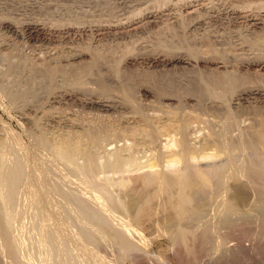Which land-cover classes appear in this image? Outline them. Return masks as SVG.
Wrapping results in <instances>:
<instances>
[{
	"label": "rangeland",
	"instance_id": "obj_1",
	"mask_svg": "<svg viewBox=\"0 0 264 264\" xmlns=\"http://www.w3.org/2000/svg\"><path fill=\"white\" fill-rule=\"evenodd\" d=\"M211 4L264 10V0H0V165L22 163L20 177L36 187L19 185L15 198L28 199L13 207L0 195V264H264V177L191 183L184 215L176 189L163 197L145 185L148 166L168 176L175 156L207 177L212 166L234 162L255 174L264 162V96L245 95L264 90V25L211 23ZM176 59L186 63L170 64ZM216 77L233 90L217 93ZM46 166L71 205L39 190ZM219 196L232 206L214 217ZM64 212L67 222L56 215ZM179 234L186 241L174 247ZM123 235L138 251L120 257ZM185 248L181 260L176 249ZM91 249L100 259L86 258Z\"/></svg>",
	"mask_w": 264,
	"mask_h": 264
},
{
	"label": "bare ground",
	"instance_id": "obj_2",
	"mask_svg": "<svg viewBox=\"0 0 264 264\" xmlns=\"http://www.w3.org/2000/svg\"><path fill=\"white\" fill-rule=\"evenodd\" d=\"M181 1V0H180ZM251 4V3H250ZM204 5V4H203ZM130 6V5H129ZM128 6V7H129ZM252 6V5H251ZM264 9V8H263ZM207 12L206 14V16H207V18L206 19H208L209 20V22H211L212 23V21H214V20H226L228 23L230 22V24L232 23V24H240V25H242V26H244V29L245 30H247L248 32H254V31H256V30H258V29H261L262 28V26L264 25V10H260V11H257V12H253V13H247V12H245V13H243V12H241L242 10H240V9H238V8H236V7H223V8H217L216 7V5L215 6H212V4L210 5V7L209 8H207V9H205L204 10V12ZM252 12V11H251ZM77 14V13H76ZM151 15V14H150ZM149 15V16H150ZM127 17V16H126ZM128 18V17H127ZM150 18H154V16H151ZM203 18V17H202ZM214 19V20H213ZM128 20V19H127ZM198 21H197V23H196V25H194V27H195V29H197V30H199V31H201V30H203V28L205 27V25H206V21H205V23H202V20L201 19H197ZM120 21V20H119ZM127 22V21H126ZM130 22V21H129ZM201 22V23H200ZM122 23V22H121ZM128 24V23H127ZM125 24L123 23V24H120V25H117V27H116V25H115V27L117 28V29H121V28H125V26H124ZM127 26V25H126ZM36 27H37V25L36 24H33V23H30V24H28L27 26H26V30L28 31V32H31V33H33V32H35V29H36ZM129 27H130V25H129ZM205 29V28H204ZM204 31V30H203ZM240 51H244V49H239ZM84 54V53H83ZM77 57L76 58H78V57H80L81 56V54L80 55H76ZM76 58H74V59H76ZM206 64H215V62H213V61H204ZM173 63H186L183 59H176L175 61L173 60V62L171 61L170 62V64H173ZM248 64V63H247ZM252 65H255V63H251ZM221 77H216L215 79L213 78V84H210V85H214V89H215V87H216V89L217 90H215V91H217V93H219V94H224V93H227L228 92V90L230 91V87H231V89H232V86H233V82H232V80L230 79L229 81H227V79L225 78V79H220ZM224 85V86H223ZM221 87V88H220ZM220 88V89H219ZM213 89V90H214ZM233 90V89H232ZM248 92V91H247ZM264 90L263 91H261L260 89H253V90H251L250 92H248L247 94H245L246 96H254V97H257V96H264ZM244 93V92H243ZM244 95V94H243ZM243 95L241 96V97H243ZM240 96V95H239ZM239 98V97H238ZM237 98V99H238ZM243 99V98H242ZM239 100V99H238ZM89 104L90 105H94V106H96V107H98L99 108V110H101V111H105V112H107V111H109L110 109H112V107H111V105L110 104H107V103H99V102H94V101H91V102H89ZM97 108V109H98ZM224 135V134H223ZM224 137L225 136H223V138H221L219 141V143H220V146H221V149H222V151H227V149L229 148V145H230V143L227 141V139H224ZM185 142V141H184ZM183 143H181V145H182ZM184 145V144H183ZM218 155H213V154H209V159H211V158H215V157H217ZM191 160H193V159H191ZM45 162V161H44ZM68 162H69V160H68ZM39 163V162H38ZM45 163H47V162H45ZM194 163V162H193ZM88 164V163H87ZM50 165V164H49ZM41 166H43L42 164H41ZM40 166V167H41ZM45 166V165H44ZM43 166V167H44ZM88 166V165H87ZM179 166H182L181 168L179 167ZM184 166V167H183ZM41 168L40 170H42L43 169V177L41 178V182H38V187L40 188L39 190H43V193H44V191L46 192V193H48L47 194V196L45 195V197H48V199L50 198V201H52V198H57V199H61V200H63L66 204H68V205H71L72 204V201L69 199V197H68V194H66V192H65V190H64V188H63V186L64 185H62V184H60L61 183V180L59 181V183H53L51 180L54 178V177H56V174H57V172H56V170L57 169H55V167H52V166H48V168H47V166H46V168ZM98 167V166H97ZM166 167H168V168H172L173 170H174V172L171 170V172H172V174H169L168 176H162L161 175V172L159 173V171L158 170H156V169H152V167H151V165L150 166H148V172H147V174H145L144 176V178H146V184L145 185H147V186H149L150 185V187H151V185H157V188H159V190H160V194L162 193V196L164 197V196H168V195H171V197L174 195V194H172V191H173V189H176L177 190V197H176V200H175V202H174V205L176 206V209H177V211H178V213L180 214V215H184V213L186 212V210H187V207L189 206V203H190V200H191V195H189V193H188V187H189V185L191 184V183H193V184H195V183H197L198 181H200L201 183H203L205 186H207V187H210V185H212L213 184V182L215 181V180H218V181H223L224 182V184L226 183V182H228L227 180H231V178L233 179V178H237V179H246V181L247 180H250V177L252 178L253 176L254 177H259V178H262V177H264V162L262 161V160H260V162H259V165H258V172H256L255 174H249V173H247L246 171H245V169L243 168V167H238L237 165H235V163L234 162H230L229 164H227V165H221V166H212V167H210L209 168V177H207V176H204V175H202V173L200 172V169L199 168H197V167H195V165H192L191 164V162H190V159L189 158H187L186 156H181V157H173V158H171L170 160H169V162L167 163V166ZM179 167V168H178ZM22 169H23V164L22 163H16L15 164V166H13V167H11V166H7V165H0V177H1V183H0V195H1V198L4 200V201H6L10 206L9 207H13V204L12 203H16L17 201H22L24 204H25V202H27L26 200L28 199V198H25V197H23V198H15L16 197V193H17V187L19 186V185H21V186H23V190L25 191V193L26 192H29L30 193V190H31V184H32V182L29 180V178H21L20 177V173H21V171H22ZM44 169H45V171H44ZM87 169V168H86ZM101 169V168H100ZM169 170V169H168ZM55 172H56V174H55ZM95 172V171H94ZM82 173H84V172H82ZM169 173V172H168ZM35 174V176H36V181H39L40 180V178H39V175L37 176V174L36 173H34ZM59 174V173H58ZM99 174V173H98ZM32 175V174H31ZM80 175V174H79ZM166 175V174H165ZM34 176V177H35ZM33 177V178H34ZM83 177V176H82ZM93 177V176H92ZM58 178H59V176H58ZM234 179V180H235ZM34 180V181H35ZM65 181V180H64ZM123 181V180H122ZM241 181H244V180H241ZM31 182V183H30ZM82 182V181H81ZM245 182V181H244ZM29 183V184H28ZM110 183V182H109ZM121 183V182H120ZM123 183V185H124V182H122ZM23 184V185H22ZM37 185V184H36ZM97 185H98V183H97ZM31 186V187H30ZM35 186V185H34ZM90 186V185H89ZM91 187V186H90ZM30 188V189H29ZM33 188V187H32ZM29 189V190H28ZM33 189H36V187L35 188H33ZM32 189V190H33ZM38 189V188H37ZM39 190L37 191V190H33L34 192H36V193H38L39 192ZM155 190V189H154ZM159 190H158V192H159ZM32 191V192H33ZM106 191V190H105ZM149 191V190H148ZM104 192V190L102 191V193ZM96 193V192H95ZM105 194L107 193V192H104ZM103 193V194H104ZM99 194V193H98ZM100 194H101V192H100ZM103 194H101V198L103 199H101V203H100V199L98 198V200H99V202L98 203H100L102 206L103 205H105L104 203H103V201L105 200L106 201V199L104 198L105 196L103 195ZM158 194V193H157ZM192 194V193H191ZM44 196V195H43ZM97 197H99L98 195H96ZM159 196H161V195H159ZM162 196H161V198H162ZM41 197V196H40ZM39 197V198H40ZM170 197V196H169ZM160 198V197H159ZM166 198V197H165ZM230 199V198H229ZM229 199H227L225 196L223 197V196H219L217 199H216V201H215V208H214V211H213V214H214V217H222L223 215H224V213H227L226 212V209H229L230 208V206H232V202L231 201H229ZM232 200V199H231ZM42 201V200H41ZM40 201V202H41ZM47 201V200H46ZM50 201H47L48 203L50 202ZM90 201V200H89ZM104 201V202H105ZM91 202H92V200H91ZM47 203V204H48ZM52 203V202H51ZM51 203H49V204H51ZM106 203V202H105ZM48 204V208L50 209V207H52L51 208V210H53V208H54V211L56 212L57 210H56V207H57V209H58V211H60L59 210V206L58 205H54L53 203V205L54 206H52V205H49ZM94 204V203H93ZM97 204V203H96ZM44 206H45V204H44ZM99 207V206H98ZM47 209V208H46ZM46 211V210H45ZM53 211V212H54ZM53 212H50V213H52V215H53ZM55 212H54V214H55ZM48 213V212H47ZM47 213H46V215H47ZM50 213H48L49 215H51ZM58 213V212H57ZM56 213V215L58 216L57 218H59V219H63V220H65L66 222H67V220L64 218V215L66 216L67 215V212H64V213H60V214H57ZM110 213V212H109ZM108 213V214H109ZM45 215V217H47ZM49 215H48V217H49ZM51 215V216H52ZM111 215V214H110ZM113 215V214H112ZM179 215V216H180ZM105 216L107 217V215L105 214ZM179 216H178V219L177 218H175V219H177V220H179L178 222H181V220H180V218H179ZM47 217V218H48ZM55 217V216H54ZM53 217V218H54ZM181 217V216H180ZM56 218V217H55ZM75 218H77L78 220H82L83 219V213L82 212H78L76 215H75ZM116 218V217H115ZM115 218H113V216L111 217L110 216V218L109 219H112L113 221H114V223H115V221H121V220H116ZM58 219V220H59ZM49 220L52 222V220H51V217H49ZM56 220V219H55ZM58 220H56V221H54V223L56 222L57 224H58ZM123 220V219H122ZM59 221H61V220H59ZM65 221H63V222H65ZM110 221V220H109ZM111 222V221H110ZM109 222V223H110ZM53 223V222H52ZM53 223V224H54ZM55 223V224H56ZM62 223V222H61ZM122 223V222H121ZM231 223V222H230ZM60 224V223H59ZM58 224V225H59ZM64 224V223H63ZM112 224H113V222H112ZM128 224V223H127ZM58 225H55L56 227L58 226ZM60 225H62V224H60ZM125 225V224H124ZM226 225V224H225ZM118 226V225H117ZM235 226V225H234ZM62 227V226H61ZM60 227V228H61ZM130 227V226H129ZM168 227V226H167ZM58 228V227H57ZM105 228H107V226L105 227ZM160 228V227H159ZM164 228V227H163ZM65 230V228H64V225H63V228H62V230ZM125 229V228H124ZM61 230V229H60ZM160 230V229H159ZM201 230V229H200ZM66 231V230H65ZM110 231V230H109ZM161 231H162V229H161ZM181 231V230H180ZM202 231V230H201ZM205 230H203V232H204ZM63 232V231H62ZM112 233V232H111ZM110 233V234H111ZM127 233V232H126ZM97 234V233H96ZM116 234H118V233H116ZM125 234V233H124ZM121 235V234H120ZM127 235V234H126ZM134 235V234H133ZM180 235V234H179ZM124 236L125 235H123V238L122 239H120L121 238V236L119 237V239L117 240V243H116V245H117V250H118V253H119V256L120 257H125V256H127L128 254L129 255H131V254H133V252H135V251H138V248L137 247H135L134 245L136 244L135 242V244L134 245H132V244H130V242L132 243V241H130V242H128V240H130L129 239V237H128V240H127V238L125 239L124 238ZM187 236V235H186ZM185 235H183V234H181L179 237H177L176 236V239L175 240H172L173 241V246L174 247H177L178 246V243H181V242H179V241H183L184 243H185V241H186V239H185V237H186ZM103 237V236H102ZM98 238H99V235H98ZM102 239V238H101ZM115 239H117V238H115ZM141 239V238H140ZM76 240V239H75ZM220 240V239H219ZM80 241V240H79ZM92 241H94V240H92ZM91 241V242H92ZM99 241V240H98ZM139 241V240H138ZM141 241V240H140ZM78 242V241H77ZM109 242V241H108ZM182 242V243H183ZM79 243V242H78ZM101 243V242H100ZM138 243V242H137ZM221 242H219L218 241V238H217V241H216V239H215V248L217 249V248H219V246L221 247V244H220ZM139 244V243H138ZM143 244V243H142ZM148 244V243H147ZM146 243H145V241H144V247H145V245H147ZM81 246H82V244H80ZM137 245V244H136ZM140 245V244H139ZM148 246V245H147ZM146 246V247H147ZM97 247V246H96ZM140 247H142V246H140ZM144 247H142V248H144ZM145 247V248H146ZM150 247V246H149ZM181 247V246H180ZM91 247H89V249H90ZM148 248V247H147ZM146 248V249H147ZM173 248V247H172ZM184 248V247H183ZM81 249H83V248H81ZM88 249V248H87ZM112 249V248H111ZM140 249V248H139ZM145 249V250H146ZM174 249V248H173ZM179 249V248H178ZM178 249H176V251H177V253H176V256H180L181 255V257H180V259L181 260H184V257L187 255V249L185 248V250H178ZM86 248L84 247V253L85 254H83V255H86ZM149 250V249H148ZM189 250V249H188ZM90 251H92L93 252V250L91 249V250H89V254L91 255L90 256V258H88L89 256H86V258L89 260V261H92V259H91V257L92 258H97V259H100V256H98L96 253H92V252H90ZM109 251V250H108ZM147 251V250H146ZM172 251H174V253H175V250H172ZM215 251H217V250H215ZM88 253V252H87ZM147 253V252H146ZM148 253H149V251H148ZM151 254V253H150ZM186 254V255H185ZM88 255V254H87ZM156 255V254H155ZM162 255V254H161ZM185 255V256H184ZM146 256V255H145ZM157 256V255H156ZM85 257V256H84ZM142 257V256H141ZM141 257L139 256V257H134V259L136 260V261H140V260H142L141 259ZM155 257V256H154ZM169 258L171 257V256H168ZM174 257V256H173ZM133 258V257H132ZM145 258H147V257H145ZM143 259L142 261H144V260H146V259ZM150 258V257H149ZM149 258H148V260H149ZM169 258H168V260H166V261H169ZM96 259V260H97ZM102 259V258H101ZM119 259V258H118ZM129 259V258H128ZM152 259H153V257H152ZM151 259V260H152ZM156 259V258H155ZM155 259H153L154 261H155ZM159 259V258H158ZM157 259V260H158ZM165 258H163V260H164ZM134 260V261H135ZM152 260V261H153ZM161 260V259H160ZM173 260V259H172ZM93 261H95V260H93ZM135 261V262H136ZM151 261V262H152ZM158 262V261H157ZM175 262H176V260H175ZM98 263V262H97ZM158 263H161V261L160 262H158ZM174 264V263H173ZM185 264V263H184Z\"/></svg>",
	"mask_w": 264,
	"mask_h": 264
}]
</instances>
